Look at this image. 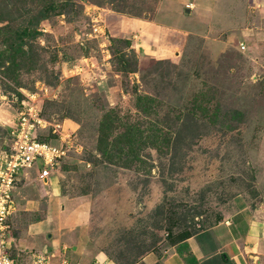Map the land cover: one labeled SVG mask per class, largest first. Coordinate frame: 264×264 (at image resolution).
Listing matches in <instances>:
<instances>
[{"label":"rangeland","instance_id":"1","mask_svg":"<svg viewBox=\"0 0 264 264\" xmlns=\"http://www.w3.org/2000/svg\"><path fill=\"white\" fill-rule=\"evenodd\" d=\"M64 1L62 13L38 22L41 34L28 40L26 58L0 66V151L37 81L48 88L33 99L49 125L34 134L69 146L53 167L61 225L53 219L32 230L46 217L44 199L24 211L17 195L10 257L17 264H29L33 253L48 255L49 264H202L227 255L220 245L231 237L232 219L238 223L234 212L264 196V0ZM0 3L14 11L12 25L38 6ZM0 28L1 39L8 31ZM114 49L134 56V72L115 69ZM138 94L149 99L138 105ZM106 111L117 116L119 130L128 122L143 130L132 145L139 155L132 166L97 150ZM52 127L67 139L50 135ZM154 127L158 147L150 142ZM33 183L42 184L32 181L22 195L34 193ZM170 215L181 221L172 223L173 236L184 226L192 233L181 253L183 242L167 236Z\"/></svg>","mask_w":264,"mask_h":264},{"label":"trees","instance_id":"2","mask_svg":"<svg viewBox=\"0 0 264 264\" xmlns=\"http://www.w3.org/2000/svg\"><path fill=\"white\" fill-rule=\"evenodd\" d=\"M38 1V6L37 9L35 10V13L33 16H30L27 20L22 21V23L17 24V25H12L14 22V11L13 10H5L3 9V5L0 3V27L5 28V31H8L7 36H2L0 39V66L2 63L7 60L11 62V64H15V58L18 56H26L27 50H32V44L31 42L29 43L28 40L32 41L34 38H36L38 35L41 34V30L37 27V24L39 21L44 20L49 18V15L52 14H60L62 13L64 6L68 4V2H58V0H37ZM17 15V14H16ZM32 24H35L36 26H33ZM1 29V28H0ZM122 43L127 46L130 44V40H123ZM27 47L25 49L24 47ZM114 57H116L119 61V66L117 69L118 71L121 72H134L136 67H131L130 66V59L132 57V63H136V60L134 56L130 55L128 58V54L122 50H116L114 49L112 51ZM45 84V83H44ZM48 86V85H47ZM35 90V89H34ZM33 90V91H34ZM32 91V90H31ZM21 97V94L18 95L17 99ZM24 98V97H23ZM143 99H149L145 95H140L138 94L136 96V102L139 105L140 100ZM41 116L44 118L43 113L40 112ZM190 115H193L190 113ZM103 118L100 119L99 121V126H98V137H97V150L104 159L105 157L108 159V161H111V159L116 156L118 159L124 160L125 164L123 166L129 167L133 165V161L136 159H139V155L137 152L136 147H132L134 144V141L136 140H142L143 136V130L141 129V126L139 122H128L123 126V129L119 130L118 126H120L117 116H113L111 113L106 111L103 116ZM193 117V116H192ZM190 117V118H192ZM189 118V119H190ZM183 126L186 128L190 127V120L189 122L183 120ZM16 122L14 120V123L9 127L8 132H7V141L5 146H9L11 141H12V135H11V130L14 128ZM118 129V130H117ZM45 129L37 128L36 132L39 133L40 131H44ZM50 135H56L55 133L51 132L50 128L48 129ZM156 132H158V129L154 127L152 134H154V140L152 138L150 139V142L152 145L156 144L157 145V136ZM41 133V132H40ZM180 133L177 132L176 134L178 135ZM36 140L38 141H47L46 138H39L37 135L35 136ZM147 137V136H146ZM166 137V136H165ZM164 137V138H165ZM164 143H166L167 146L170 144V139H163ZM155 142V143H154ZM50 143V142H49ZM175 141H172L171 146L175 144ZM4 146V147H5ZM127 148V149H126ZM62 159L59 160V162ZM58 162V163H59ZM169 221L170 224L168 226V232L167 236L172 242V244H178L182 243L184 240L189 238L192 233L191 231L184 226L182 230L176 234L172 235L171 233V227L172 223H179V216H169ZM180 247H187L186 242H183L181 246H178V253H181ZM214 257V256H213ZM209 258L205 259L202 261V264H228V256L222 253L219 257L217 258ZM194 260V259H193ZM112 264H115L113 261H110ZM194 262V261H193ZM154 264H159L154 263Z\"/></svg>","mask_w":264,"mask_h":264},{"label":"built area","instance_id":"3","mask_svg":"<svg viewBox=\"0 0 264 264\" xmlns=\"http://www.w3.org/2000/svg\"><path fill=\"white\" fill-rule=\"evenodd\" d=\"M239 48L244 49L243 43H239ZM35 90L20 101L16 124L11 130L12 141L0 151V264H13L9 255L11 238L7 234L9 225L5 219L11 212L12 185L18 169L29 168L36 160H41L43 167L40 169V178H46L49 174L47 168L58 164L65 155L67 146H58L46 141H38L35 138L34 129H44L49 125V121L43 119L40 110L36 107V100L33 97H40V93H46L48 88L43 82L37 81ZM58 125V123L56 124ZM63 139H67L66 134H60L57 129L50 128ZM36 133V132H35ZM64 140V141H65ZM64 143V142H63ZM67 143V142H66ZM65 264V262H63ZM30 264H49V256L35 253L32 255ZM94 264H112L108 260H95Z\"/></svg>","mask_w":264,"mask_h":264},{"label":"crops","instance_id":"4","mask_svg":"<svg viewBox=\"0 0 264 264\" xmlns=\"http://www.w3.org/2000/svg\"><path fill=\"white\" fill-rule=\"evenodd\" d=\"M36 162L39 163V166L33 165ZM33 164L29 168H24L22 170L18 169L17 173L15 174L12 185L13 206L11 208V211L13 214L16 209V204L19 202L17 199V195H20L21 198L25 199V201L22 202L24 211L37 210L39 204L44 199L46 217L42 220L37 219L36 223H34V225H32L31 227L32 230L34 229V231L39 233L45 227L47 228V225L50 227L53 219L57 220V218L55 219L54 217L60 214L59 210L62 209L63 204L61 202L63 196L61 195L60 187L57 184L58 179L56 178L54 172L56 169L53 168L58 164L53 165V167L47 168L49 170V174L46 176V178L39 177V174L41 172L40 169L43 167L41 160H36ZM28 169L32 171L30 177L28 175L30 172L27 171ZM29 178L31 179L29 180ZM34 180L40 181L42 182V184L39 185L38 188H35L36 186L33 183V189L29 188V190H33L34 193L32 195H22V191L28 190L25 187H28V185ZM20 181H24L23 184L16 185V183H20ZM244 209L248 210L247 217L242 212V210ZM234 213L237 215L238 223L234 222L232 219L233 228H228L229 231H233L232 233H230L231 237L220 245L222 248H224V250L227 251V255L229 258L228 264H264V196H262V198H260L251 208L248 206H245L243 208L241 207ZM9 218L10 217L8 215L5 221H9ZM8 221L7 224L9 225L10 221ZM58 222L59 225H61V220H59ZM10 230L11 224L9 225V228L7 230V234L12 239L13 237ZM57 230L60 231L61 229L57 227ZM235 230H237L239 233L236 234ZM18 243L20 244V242ZM15 247H17V244H15ZM63 247L65 248L66 246L63 245ZM52 254L53 253H51L50 255ZM32 255L31 259L28 262L29 264L31 263ZM249 258L252 259L251 262L248 260ZM13 264L17 263H14L13 261Z\"/></svg>","mask_w":264,"mask_h":264},{"label":"water","instance_id":"5","mask_svg":"<svg viewBox=\"0 0 264 264\" xmlns=\"http://www.w3.org/2000/svg\"><path fill=\"white\" fill-rule=\"evenodd\" d=\"M185 10L188 12L189 11V8L187 7Z\"/></svg>","mask_w":264,"mask_h":264}]
</instances>
